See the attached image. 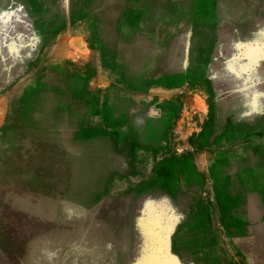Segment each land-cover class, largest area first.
I'll return each mask as SVG.
<instances>
[{"label": "rangeland", "instance_id": "obj_1", "mask_svg": "<svg viewBox=\"0 0 264 264\" xmlns=\"http://www.w3.org/2000/svg\"><path fill=\"white\" fill-rule=\"evenodd\" d=\"M246 13L263 31L264 0H0V135L21 114L53 141L0 176L20 250L0 264H264V39L248 53ZM33 182L50 210L11 201Z\"/></svg>", "mask_w": 264, "mask_h": 264}, {"label": "crops", "instance_id": "obj_2", "mask_svg": "<svg viewBox=\"0 0 264 264\" xmlns=\"http://www.w3.org/2000/svg\"><path fill=\"white\" fill-rule=\"evenodd\" d=\"M19 116L21 118L15 117V118H17V121L14 124L19 125L21 128L20 131H22V132L20 134H17V135H15V133H8V132L0 135V170H1L0 176H2L3 174L12 175V174L20 171L19 167H18L19 166L18 160L21 157L27 156V158H29V157L31 158L32 156H34L33 158L36 161L37 156L40 153V142H42V141H43L42 143L46 142V147H48V145L53 142V141H51V139H48L49 134H47L46 132L36 133V132L31 131V130L25 129L22 126V116L23 115L19 114ZM20 119H21V122H20ZM29 144H31V145L33 144V145L30 146ZM37 146H38V149H37ZM34 149H37V152ZM47 150L48 149L45 148V150H44L45 155H48V153H49V150L48 151ZM7 153H9L10 156H8ZM2 154H3V156H2ZM33 154H35V155H33ZM13 157L14 158L16 157L14 161L12 160ZM7 165H9V166H7ZM31 167L33 170H35V165L31 166ZM36 172H40V171H36ZM35 177L39 178V174L37 173ZM37 183L38 182H33L32 185L29 184L27 187L21 188V190H19L18 192L10 194L9 196H10L11 201L17 202L20 205L24 204V203L32 204L38 210H50L51 209L50 208V206H51L50 199H48L46 197L43 198L41 201L38 199L39 187H38ZM4 194H7V193H5V191H0V196H3ZM3 213H4V208H3L2 203L0 201V232H3V228H2L3 227L2 220H3V215H4ZM46 214H48V213H46ZM16 245H17L16 242L6 239L5 235L0 236V247H3V249L5 251H8L10 249L13 254L18 256L20 254V250L19 251L17 250Z\"/></svg>", "mask_w": 264, "mask_h": 264}, {"label": "bare ground", "instance_id": "obj_3", "mask_svg": "<svg viewBox=\"0 0 264 264\" xmlns=\"http://www.w3.org/2000/svg\"><path fill=\"white\" fill-rule=\"evenodd\" d=\"M253 20H254V18L252 17V15H250L249 13H246L245 14V19H244V21L243 22H240L241 24H237V26L240 28V29H242V31H243V37L246 39L244 42L246 43V46L248 47V53H250V54H254L255 52V49H256V44L259 42V41H261V39L263 38L264 39V30L263 31H260L259 29H261V27H262V25L260 24L258 27H255V28H252L250 31H246V29H245V26L246 25H249V24H251V22H253ZM230 24V23H229ZM231 26V25H230ZM229 26V27H230ZM228 27V26H227ZM232 27V26H231ZM217 28V27H216ZM220 29V28H219ZM227 30H229V28H227ZM226 28H223L222 29V32L223 33H225L226 31ZM260 31V32H259ZM245 33V34H244ZM201 35V34H200ZM203 35V34H202ZM208 37H210L211 38V36H208ZM199 38H201V37H199ZM209 39V38H208ZM199 41V40H198ZM201 43V42H200ZM184 46V45H183ZM189 47V46H188ZM191 47V46H190ZM229 61L230 62H233L232 61V59H229ZM223 65H224V63H223ZM30 143V142H29ZM34 144V143H33ZM32 144V145H33ZM30 146H32L31 144H29ZM49 146V145H48ZM29 148V147H28ZM31 149V148H30ZM37 149H38V146H37ZM37 149H34L36 152H37ZM46 149H48L47 147H46ZM33 150V149H32ZM49 150V149H48ZM47 150V151H48ZM8 154V156H10L9 155V153H7ZM17 154V153H16ZM36 154V153H35ZM35 154H33V155H35ZM40 154V153H39ZM18 155V154H17ZM37 155V154H36ZM2 156H3V154H2ZM30 156V155H29ZM27 157V156H26ZM34 157V156H33ZM36 157V156H35ZM30 158V157H29ZM32 158V157H31ZM8 159V158H7ZM25 159V158H24ZM27 161V160H26ZM10 165V164H9ZM9 165H7V166H9ZM19 165V164H18ZM6 166V167H7ZM13 166V165H12ZM34 166V165H33ZM9 168V167H8ZM28 169V168H27ZM7 175H9V174H7ZM12 194V193H11ZM37 197V196H36ZM19 198V197H18ZM19 200V199H18ZM25 201V200H24ZM21 202V201H20ZM22 203V202H21ZM34 203V202H33ZM22 205V204H21ZM42 205V204H41ZM38 207V206H37ZM45 208V207H44ZM155 220V219H154ZM3 221V220H2ZM156 221V220H155ZM2 227V226H1ZM2 229V228H1ZM111 231H112V229H111ZM111 231H110V233L107 231V233L109 234V235H112V233H111ZM1 236H3V235H1ZM161 251V250H160ZM150 253V252H149ZM148 253V254H149ZM155 253V252H154ZM147 254V255H148ZM117 255V254H116ZM118 255H119V253H118ZM121 259V258H120ZM144 262V261H143Z\"/></svg>", "mask_w": 264, "mask_h": 264}, {"label": "snow or ice", "instance_id": "obj_4", "mask_svg": "<svg viewBox=\"0 0 264 264\" xmlns=\"http://www.w3.org/2000/svg\"><path fill=\"white\" fill-rule=\"evenodd\" d=\"M261 51H262V54H264V49H262Z\"/></svg>", "mask_w": 264, "mask_h": 264}]
</instances>
